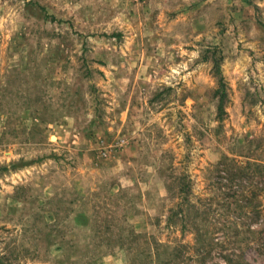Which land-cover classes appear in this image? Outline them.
Masks as SVG:
<instances>
[{"label":"rangeland","instance_id":"rangeland-1","mask_svg":"<svg viewBox=\"0 0 264 264\" xmlns=\"http://www.w3.org/2000/svg\"><path fill=\"white\" fill-rule=\"evenodd\" d=\"M262 165L264 0H0L6 260L264 264Z\"/></svg>","mask_w":264,"mask_h":264},{"label":"trees","instance_id":"trees-1","mask_svg":"<svg viewBox=\"0 0 264 264\" xmlns=\"http://www.w3.org/2000/svg\"><path fill=\"white\" fill-rule=\"evenodd\" d=\"M255 9H257V6H255ZM41 10H43L41 8ZM45 16L49 17L52 21L55 20V17L52 15H47L45 13ZM114 34V33H113ZM117 34L115 33L114 36H116ZM219 87L216 90V93L218 94V104H217V120L221 121L223 119V116L225 114V102H226V90H225V83L223 81V77L220 76L219 77ZM220 165L225 166L224 168V172L227 174V176L229 177V179H232L237 177V174L241 175H247V172H243L242 173V168H240L238 171L233 169V165H235L236 163L233 162H229V159L226 156H223L221 158V160L219 161ZM229 164V169H228V165ZM262 168L264 170V165H262ZM241 173V174H240ZM179 194L181 193V191H178ZM180 206V203H177L175 205V207H171L170 208V213L168 215L167 221L170 223V221L172 222V219L175 218V216L177 215V211L176 209ZM180 213V219L184 218V214L182 212V209H178ZM153 255L157 261V264H185L182 260L177 261V259H184V257H186V254L188 252V247L185 243L182 242H178L176 243V245L170 246L168 243H164L161 241H156L154 242L153 246ZM165 254L164 257H162V254ZM226 264H232V259H229V263H228V258H226L225 261ZM0 264H14L12 263V261H8L6 260L3 256H0Z\"/></svg>","mask_w":264,"mask_h":264}]
</instances>
